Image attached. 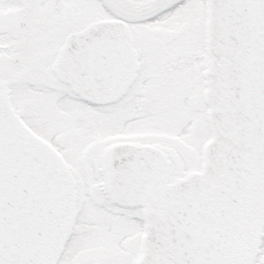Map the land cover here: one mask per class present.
I'll return each instance as SVG.
<instances>
[{
	"label": "snow or ice",
	"instance_id": "1",
	"mask_svg": "<svg viewBox=\"0 0 264 264\" xmlns=\"http://www.w3.org/2000/svg\"><path fill=\"white\" fill-rule=\"evenodd\" d=\"M0 264H264V0H0Z\"/></svg>",
	"mask_w": 264,
	"mask_h": 264
}]
</instances>
